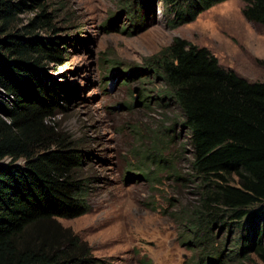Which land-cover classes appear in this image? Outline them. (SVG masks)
Returning a JSON list of instances; mask_svg holds the SVG:
<instances>
[{"label": "trees", "instance_id": "1", "mask_svg": "<svg viewBox=\"0 0 264 264\" xmlns=\"http://www.w3.org/2000/svg\"><path fill=\"white\" fill-rule=\"evenodd\" d=\"M38 1L0 0V264H98L89 245L57 221L88 212L87 180L78 145L57 132L69 93L47 69L62 61L64 39L36 34L55 31ZM161 1L178 27L227 0ZM239 1L247 21L264 25V0ZM124 8L134 31L143 29L142 5L126 1ZM27 13L33 16L19 26ZM146 62L163 82L160 99L181 111L191 149L197 199L180 218L196 250L193 264H245L250 252L264 264V82L245 80L178 37ZM217 226L239 231L229 259Z\"/></svg>", "mask_w": 264, "mask_h": 264}, {"label": "rangeland", "instance_id": "2", "mask_svg": "<svg viewBox=\"0 0 264 264\" xmlns=\"http://www.w3.org/2000/svg\"><path fill=\"white\" fill-rule=\"evenodd\" d=\"M126 1L142 5L145 26L137 32L130 25ZM38 3L55 31L36 34L64 39L56 40L62 61L47 69L69 93L66 109L55 117L57 132L78 145L84 156L81 174L87 180L88 212L58 223L89 245L98 264H193L196 250L188 244L191 237L184 236L180 218L197 199L191 149L181 111L160 99L163 82L147 69L146 60L178 37L206 48L220 65L245 80L264 82V25L247 21L239 0L217 4L178 27L169 25L172 17L161 0ZM32 16H20L19 26ZM248 230L250 238L253 229ZM236 231L214 228L228 259L235 250ZM247 255L245 264H262L253 252Z\"/></svg>", "mask_w": 264, "mask_h": 264}]
</instances>
